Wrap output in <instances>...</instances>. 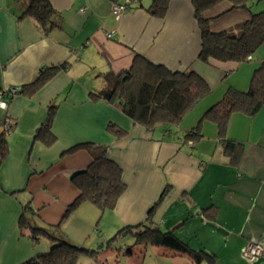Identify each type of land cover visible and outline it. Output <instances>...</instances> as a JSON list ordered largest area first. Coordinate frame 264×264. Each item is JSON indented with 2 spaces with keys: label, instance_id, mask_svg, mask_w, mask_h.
Masks as SVG:
<instances>
[{
  "label": "crops",
  "instance_id": "crops-1",
  "mask_svg": "<svg viewBox=\"0 0 264 264\" xmlns=\"http://www.w3.org/2000/svg\"><path fill=\"white\" fill-rule=\"evenodd\" d=\"M49 1L61 26L45 33L21 16L24 4L19 0H0V89L26 88L10 99L6 110L0 109V134L5 120L11 124L7 153L0 161V264H21L50 248L45 240L34 245L19 234L17 222L25 203L36 212L38 225L60 224V236L73 244L80 239V219L72 226L62 218L79 196L70 177L87 169L91 157L85 150L61 155L81 143L105 147L107 158L121 169L125 190L102 215L108 235L145 222L155 206L150 216L154 226L172 231L193 250L213 255L215 264H249L243 257L246 244L264 247V108L253 117H231L227 139L243 147L235 162L224 153L214 123L202 121L196 140L184 136L227 88L245 91L253 68L197 60L199 30L191 0H167L161 18L147 12L152 0H136L119 19L111 14V3L124 0ZM229 7L224 2L205 13L211 31L231 29L247 19L243 11L216 18ZM106 33L113 36L107 38ZM262 49L259 62L264 59ZM136 55L172 71L191 70L211 91L178 126L147 130L116 104L92 98L107 93L112 80L106 76L128 70ZM61 66L33 90L42 69ZM234 72L238 79L227 83ZM50 105L56 106L51 124L55 142L45 146L33 135ZM109 125L124 133L115 136ZM92 207L97 208L82 204V214L92 215ZM252 264H264V258Z\"/></svg>",
  "mask_w": 264,
  "mask_h": 264
},
{
  "label": "trees",
  "instance_id": "trees-1",
  "mask_svg": "<svg viewBox=\"0 0 264 264\" xmlns=\"http://www.w3.org/2000/svg\"><path fill=\"white\" fill-rule=\"evenodd\" d=\"M115 1V0H112ZM249 0H191L193 18L199 30V49L197 60L208 64L210 61L232 62L242 64L249 62L251 57L264 46V10L253 13L248 6ZM24 4L23 17L31 18L45 33L60 28L59 15L53 9L49 0H19ZM228 3L227 11L217 16L222 17L233 11H243L248 17L234 28L213 32L209 28L210 19L205 13L221 3ZM167 10V0H152L147 12L161 18ZM250 60V61H251ZM42 69L38 79L31 86L33 90L41 87L59 68ZM112 80L109 91L105 94L92 95V98H105L108 103L116 104L121 112L132 122L147 130L157 127H175L183 116L199 100L207 96L211 87L207 81L193 71H172L160 64H154L142 55H136L131 67L117 77L106 76ZM20 87L19 94L25 91ZM264 108V59L254 69L247 90L239 91L227 88L222 98L209 107L202 115L194 130L185 134V139L199 138V128L202 121L215 124L217 136L224 153L231 162L242 156V145L227 139L230 119L234 114L255 116ZM56 112V106L48 107L45 121L33 135L34 141L45 146L55 142L51 133V124ZM7 127L0 134V161L7 153L6 135L11 131L8 120ZM5 124V123H4ZM115 136H121L124 131L109 125ZM85 150L91 157L87 169L71 175L70 181L79 191V196L65 209L62 221L84 203L92 204L99 211L112 210L118 198L125 190L121 179L120 167L107 158V149L92 143H81L68 148L61 156ZM11 195H16L12 193ZM155 207V206H154ZM148 211L147 220L133 227L122 228L116 236L130 234L134 238V246L147 245L162 248L174 257H186L191 264H201L206 261L215 264V257L203 251L193 250L177 237L172 231H163L154 226L150 216L154 210ZM208 208L207 210H209ZM36 212L29 203L23 204L17 222L19 234L26 236L34 245L45 240L50 248L45 254L28 259L21 264H77L79 256L91 259L98 252L83 245L73 244L60 236L59 226L43 227L34 222ZM61 221V222H62ZM116 236L114 238H116ZM113 238V239H114ZM129 253L130 250H129Z\"/></svg>",
  "mask_w": 264,
  "mask_h": 264
},
{
  "label": "rangeland",
  "instance_id": "rangeland-1",
  "mask_svg": "<svg viewBox=\"0 0 264 264\" xmlns=\"http://www.w3.org/2000/svg\"><path fill=\"white\" fill-rule=\"evenodd\" d=\"M248 6L252 12L264 10V0H249ZM259 52L253 54L251 61L243 63L245 66L253 68L250 77L252 76L254 67L258 66L259 60L257 56ZM238 75V72L228 74L226 77L227 83L237 80ZM249 82L250 78L246 85V90ZM92 209H95L92 215L96 216L87 215L86 213L82 214L81 205L67 217L72 226L80 219L81 237L78 241L72 242L98 252L95 259L79 256L77 264H190L188 259L186 261L183 257H174L162 248L150 245L145 247L134 246V238L130 234L116 236V233H112L108 235L109 233L105 229L103 230L105 221H102L103 212L94 207ZM103 232H105L104 238L101 237L103 236ZM115 236L116 238H114Z\"/></svg>",
  "mask_w": 264,
  "mask_h": 264
},
{
  "label": "built area",
  "instance_id": "built-area-1",
  "mask_svg": "<svg viewBox=\"0 0 264 264\" xmlns=\"http://www.w3.org/2000/svg\"><path fill=\"white\" fill-rule=\"evenodd\" d=\"M136 0H124L122 3H111V14L119 19L121 14L124 13L128 7L135 2ZM83 12V9L80 10ZM107 38H111L113 33H106ZM247 60L250 61L251 57H247ZM20 92V87H9L5 89H0V109L6 110L8 103L11 98L18 95ZM4 127H7V122H5ZM243 257L249 263L252 264L259 258H264V247L256 242H248L243 250Z\"/></svg>",
  "mask_w": 264,
  "mask_h": 264
},
{
  "label": "water",
  "instance_id": "water-1",
  "mask_svg": "<svg viewBox=\"0 0 264 264\" xmlns=\"http://www.w3.org/2000/svg\"><path fill=\"white\" fill-rule=\"evenodd\" d=\"M128 252H129V250H128Z\"/></svg>",
  "mask_w": 264,
  "mask_h": 264
}]
</instances>
